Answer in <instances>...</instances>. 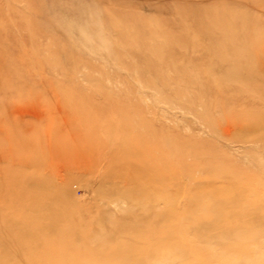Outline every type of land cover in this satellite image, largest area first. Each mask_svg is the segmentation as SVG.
Returning a JSON list of instances; mask_svg holds the SVG:
<instances>
[{"label": "rangeland", "instance_id": "1", "mask_svg": "<svg viewBox=\"0 0 264 264\" xmlns=\"http://www.w3.org/2000/svg\"><path fill=\"white\" fill-rule=\"evenodd\" d=\"M0 264H264V0H0Z\"/></svg>", "mask_w": 264, "mask_h": 264}]
</instances>
